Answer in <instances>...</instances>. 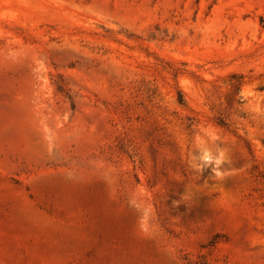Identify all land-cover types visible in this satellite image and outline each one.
<instances>
[{"label":"rangeland","instance_id":"1","mask_svg":"<svg viewBox=\"0 0 264 264\" xmlns=\"http://www.w3.org/2000/svg\"><path fill=\"white\" fill-rule=\"evenodd\" d=\"M199 263L264 264V0H0V264Z\"/></svg>","mask_w":264,"mask_h":264},{"label":"bare ground","instance_id":"2","mask_svg":"<svg viewBox=\"0 0 264 264\" xmlns=\"http://www.w3.org/2000/svg\"><path fill=\"white\" fill-rule=\"evenodd\" d=\"M28 100V99H27ZM24 102H26V101H24ZM22 104H23V101H22ZM27 103H25V105H26ZM31 107V106H30ZM32 110V109H31ZM32 113V112H31ZM35 113H37V112H35ZM38 114V113H37ZM39 114H41V112L39 113Z\"/></svg>","mask_w":264,"mask_h":264},{"label":"trees","instance_id":"3","mask_svg":"<svg viewBox=\"0 0 264 264\" xmlns=\"http://www.w3.org/2000/svg\"><path fill=\"white\" fill-rule=\"evenodd\" d=\"M178 100H179V102H181V99H180V97H179V99H178ZM199 264H204V263H199Z\"/></svg>","mask_w":264,"mask_h":264}]
</instances>
